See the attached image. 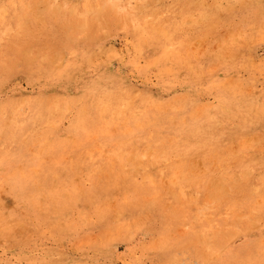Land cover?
Returning <instances> with one entry per match:
<instances>
[{
	"label": "rangeland",
	"instance_id": "1",
	"mask_svg": "<svg viewBox=\"0 0 264 264\" xmlns=\"http://www.w3.org/2000/svg\"><path fill=\"white\" fill-rule=\"evenodd\" d=\"M0 264H264V0H0Z\"/></svg>",
	"mask_w": 264,
	"mask_h": 264
},
{
	"label": "bare ground",
	"instance_id": "2",
	"mask_svg": "<svg viewBox=\"0 0 264 264\" xmlns=\"http://www.w3.org/2000/svg\"><path fill=\"white\" fill-rule=\"evenodd\" d=\"M114 8V7H113ZM241 219V218H240Z\"/></svg>",
	"mask_w": 264,
	"mask_h": 264
}]
</instances>
